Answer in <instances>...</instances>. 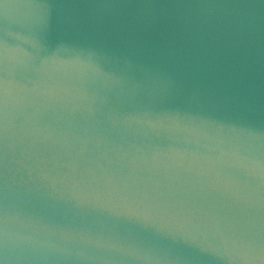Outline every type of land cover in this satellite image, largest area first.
<instances>
[{"label":"water","instance_id":"95a60500","mask_svg":"<svg viewBox=\"0 0 264 264\" xmlns=\"http://www.w3.org/2000/svg\"><path fill=\"white\" fill-rule=\"evenodd\" d=\"M5 45L0 264H245L224 240L264 243V177L222 151L264 163V0H0ZM44 57L79 64L62 81L86 98L30 94ZM5 80L20 90L7 105ZM44 174L119 187L195 218L213 242L82 211ZM6 216L60 247L6 250Z\"/></svg>","mask_w":264,"mask_h":264},{"label":"clouds","instance_id":"9594fccd","mask_svg":"<svg viewBox=\"0 0 264 264\" xmlns=\"http://www.w3.org/2000/svg\"><path fill=\"white\" fill-rule=\"evenodd\" d=\"M34 43L38 50L37 56H39V50L42 46L39 41H34ZM11 59L10 50L5 45L3 50L0 51V63L4 64L6 72L8 71V62ZM38 70L46 75L38 80L32 89L28 90L30 94L48 99L69 98L73 101L86 98L84 92L79 89H70L62 81L63 76L79 73L83 70L76 62L62 60L57 57H44L41 59ZM19 98L20 90L16 88L14 82L5 80L3 85V103L7 105L10 99L15 101ZM148 123L149 125L152 124L151 121ZM222 151L228 160L248 169L255 175L264 177V163L242 155L239 147H231ZM41 179L50 181L51 195H58L73 201L82 211L99 215L134 217L160 226L179 228L193 235H202L209 243L213 242L209 240L206 232L200 230V223L195 218H185L169 213L167 209L159 205L131 197L119 187H93L79 183H58L54 177H49L47 174L42 175ZM2 236L5 249L11 248L13 252L16 250L21 252L24 250L47 251L60 247L51 237L42 238L39 233L17 230L14 223L7 216L4 219ZM224 242L226 244L230 242L232 250L240 256L245 264H264V243L248 239L243 234L228 237ZM113 247L115 246L113 245Z\"/></svg>","mask_w":264,"mask_h":264}]
</instances>
